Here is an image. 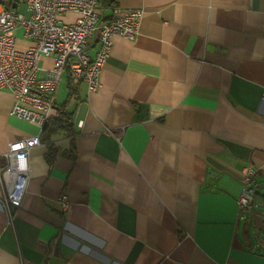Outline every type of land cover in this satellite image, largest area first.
Returning a JSON list of instances; mask_svg holds the SVG:
<instances>
[{"label":"crops","instance_id":"1","mask_svg":"<svg viewBox=\"0 0 264 264\" xmlns=\"http://www.w3.org/2000/svg\"><path fill=\"white\" fill-rule=\"evenodd\" d=\"M116 5L143 16L134 38L113 36L102 86L80 82L76 158L31 149L13 223L0 181V264H264V214L239 207L245 167L264 191V0ZM13 103L0 88L2 166L11 142L42 133ZM54 141L71 151L63 132Z\"/></svg>","mask_w":264,"mask_h":264},{"label":"built area","instance_id":"2","mask_svg":"<svg viewBox=\"0 0 264 264\" xmlns=\"http://www.w3.org/2000/svg\"><path fill=\"white\" fill-rule=\"evenodd\" d=\"M0 0V88L10 90L14 103L10 113L34 122L41 128L55 109V91L69 70L74 83L85 81L89 91L102 86L101 72L113 44L115 34L134 38L143 16L141 8L115 5L107 20H103L100 0H26L29 14L19 10L18 0H9L17 7L9 9ZM33 43L18 50L17 31ZM95 37L98 48L93 57L90 46ZM54 58L51 68L41 65L43 57ZM43 72L44 76L39 73ZM40 135L17 139L10 143L0 164L3 187V207L13 223L18 207L23 203L30 179L29 154L41 144ZM243 190L239 198L241 211H251L257 205L255 176L258 169L245 167ZM67 209V195L60 196Z\"/></svg>","mask_w":264,"mask_h":264},{"label":"trees","instance_id":"3","mask_svg":"<svg viewBox=\"0 0 264 264\" xmlns=\"http://www.w3.org/2000/svg\"><path fill=\"white\" fill-rule=\"evenodd\" d=\"M105 7H113L116 5V0H101ZM5 5L9 9H13L10 1H4ZM68 75V87L67 96L65 100L55 104L54 113L51 114L47 122L42 128L41 139L48 143L47 158L52 161L58 154H65L73 159L76 158V146L74 142L75 135V108L72 107L74 99L79 100L81 98V84L74 83L71 79L69 70ZM63 132L70 138V149H62L61 145L54 141L57 133Z\"/></svg>","mask_w":264,"mask_h":264},{"label":"rangeland","instance_id":"4","mask_svg":"<svg viewBox=\"0 0 264 264\" xmlns=\"http://www.w3.org/2000/svg\"><path fill=\"white\" fill-rule=\"evenodd\" d=\"M5 1H9V0H5ZM19 1V10L23 13H25L26 15L29 14V10H28V6L26 3V0H18ZM32 41L28 38H17L16 40V47L18 50H25L27 49L30 45H31ZM59 100L63 101L66 96H67V91L64 85V82L62 81L61 85H60V89H59ZM263 191V190H262ZM257 209H259L260 211H262V213L264 214V196H262L261 194L257 195ZM259 228L261 229V232L264 233V220H262ZM258 229V232L259 230Z\"/></svg>","mask_w":264,"mask_h":264},{"label":"water","instance_id":"5","mask_svg":"<svg viewBox=\"0 0 264 264\" xmlns=\"http://www.w3.org/2000/svg\"><path fill=\"white\" fill-rule=\"evenodd\" d=\"M12 7H13V8H16V7H17V3L14 2V3L12 4ZM256 193H257V194H261L262 196L264 195V191H262L261 188H260L259 186H258L257 189H256Z\"/></svg>","mask_w":264,"mask_h":264}]
</instances>
